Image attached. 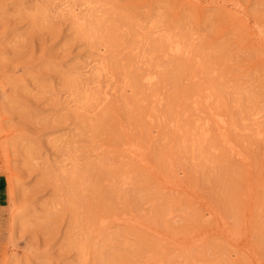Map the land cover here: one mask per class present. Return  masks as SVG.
I'll return each instance as SVG.
<instances>
[{"label":"rangeland","instance_id":"obj_1","mask_svg":"<svg viewBox=\"0 0 264 264\" xmlns=\"http://www.w3.org/2000/svg\"><path fill=\"white\" fill-rule=\"evenodd\" d=\"M155 263L264 264V0H0V264Z\"/></svg>","mask_w":264,"mask_h":264},{"label":"bare ground","instance_id":"obj_2","mask_svg":"<svg viewBox=\"0 0 264 264\" xmlns=\"http://www.w3.org/2000/svg\"><path fill=\"white\" fill-rule=\"evenodd\" d=\"M232 4V3H231ZM236 4V3H235ZM240 12V11H239ZM146 79V78H145ZM149 83V82H148ZM141 148V147H140ZM140 151V150H139ZM138 152V151H137ZM155 264H161V263H155Z\"/></svg>","mask_w":264,"mask_h":264}]
</instances>
